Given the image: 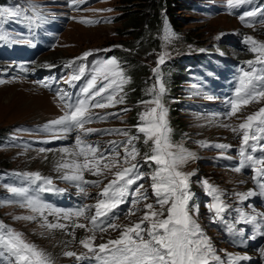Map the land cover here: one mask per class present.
I'll use <instances>...</instances> for the list:
<instances>
[{
    "label": "rangeland",
    "instance_id": "obj_1",
    "mask_svg": "<svg viewBox=\"0 0 264 264\" xmlns=\"http://www.w3.org/2000/svg\"><path fill=\"white\" fill-rule=\"evenodd\" d=\"M170 2L172 10L168 12L162 8L156 16L160 22L154 24L147 42L143 43L138 34L134 37L129 25L123 26L125 23L123 16L124 13L134 14L140 10L143 17H148L151 12L149 0L144 5L141 1L121 0L10 1L0 5V39H3V34L5 39L17 37L16 28L31 18V26L23 33V38L18 39L20 52L23 44L31 45L38 42L36 45L40 48V53L36 56L37 59L53 56L55 58L53 64L85 53L97 54L89 61L84 77L94 75L95 68L107 58H115L124 73L123 90H119V81L108 90L117 100L123 96L124 103L107 108H92L91 112L95 117L107 119H94L85 125V129H92L94 133L100 130L96 136L92 132L90 137L92 139L99 137V141L104 144L110 140L112 143L123 144L129 139L122 134L123 132L138 137L133 143L139 155L136 160L130 162L139 164V172L145 174V179L141 180L143 188L140 191L147 199L137 205L131 202L130 207L113 222L119 226L116 230L108 228L107 231H96L95 240L92 241L94 248L98 249L99 244L107 243L109 239L119 238L124 227L139 222L146 210V204L152 203L154 208L159 210L150 179L156 165L151 160L147 162L151 166L142 164L145 162L144 155H151L152 142L145 144L144 134L137 130L138 126L151 119L146 117L145 120H141V114L155 107L154 104L147 102L159 96L167 111L166 122L171 129L170 137L174 145L172 150L178 153L183 150L194 157L185 162L179 170L190 177V191L194 194L190 203L198 209L199 214L196 217L198 223L215 254L221 258L219 261H211V264H227L224 261L226 257L241 255L232 251L224 241L220 229L213 222L214 214L209 213L207 208V204L212 200L204 184L206 182L210 187L217 188L222 194L221 199L227 205L226 215H231L235 209L251 213L246 211V206L241 205L237 195L245 193L243 188L248 184L247 177L224 167L218 159L231 161V158L236 157L233 149L240 144L244 131L239 125L246 122L248 115L264 107V97H257L247 105H241L235 115H230L231 109L225 115L220 114L214 107L218 103L212 96L202 97L196 93L199 90L193 88L199 79L196 74H200V70L194 67H200L207 73L211 63L204 60L208 57L211 59L213 55L230 54L232 58L223 57L225 59L223 62L217 61L212 65L214 72H221L225 62H243L244 71H250L253 66L249 65V61L254 63L259 52L249 51L248 38L255 40L258 45L264 44V20L248 27L241 22L239 16L247 11H255L257 15L246 17V20L258 21L256 18L263 10L255 7V0H245L240 5H234L232 9L228 8L227 0H170ZM230 12L233 14H229ZM151 16L152 14L149 15ZM35 18L39 22L35 21ZM170 20L174 22L173 26ZM35 24H38L36 33ZM19 30L23 32L24 28L20 27ZM235 35L240 36L236 43L241 45L245 59L237 58L242 52L233 44L225 42ZM11 45L14 50L16 44ZM161 56L164 57V63L158 64ZM11 63L10 61L8 68ZM42 63L44 64V60ZM16 67L18 66L14 63V68ZM259 68L260 76H264V67ZM72 69L79 68L73 66ZM232 71L233 68L225 70V74L221 75L220 85L227 86ZM8 72L9 70L0 69V224L21 233L26 242L34 244L38 250L46 253L52 264H76L75 262L81 261L76 258L77 256L90 255L80 243L81 240L93 235L90 220L83 216H73L69 220L68 223L74 224L75 227L77 224L85 225L79 232L67 228L66 220L59 222L61 224L66 222L65 228H58L66 233L56 232V229L49 230L42 227L44 221L41 220L40 214L33 213L25 205L24 196L13 193L10 189L27 188V193L37 199V182H30L26 174H42L43 178L51 179L54 187L60 191H71L74 194L76 191L83 194L88 199L86 204L90 206L87 215L91 216V211H95L91 206L104 198L101 196L104 187L115 179L117 171L128 166L123 161V148L119 149L117 156L112 144L111 150L104 154L108 159L100 160L99 166L95 167V171L100 174L92 180L84 178L91 186L83 189V192L80 187L76 188V183L69 185L67 181L61 179L62 173H56V169L59 164L66 163L69 155L76 151L75 139L78 132L58 134V130H49V123L54 121L55 117L63 116L64 108L52 97L53 103L51 96L45 92L47 90L45 87L7 74ZM66 78L67 75L64 79ZM102 83H98L97 87L102 86ZM134 83L136 88L140 85L141 94L129 101L135 92L131 91L128 96L131 89L129 84ZM161 87L164 89L162 94ZM257 88L264 89V86ZM54 105L57 106V112ZM253 125L257 127V121H254ZM83 131L80 130L79 134ZM54 132L57 134H53ZM83 139L86 141V137ZM50 143L52 145H49ZM218 145L228 147L220 148ZM64 149H68L69 154H65ZM71 157V161L84 163L83 157L73 155ZM104 164H108L109 167L105 168ZM90 166H93L91 159ZM133 208L139 211L129 215V210ZM44 215L48 222L58 223L49 220L51 215L47 213ZM28 216L36 218L18 219ZM71 237L77 239L69 241ZM65 248L67 249L64 250ZM259 249H264V243L260 244ZM252 250H256V247H251L250 252ZM69 251L75 255L66 256L65 253ZM0 261H3V264H11V258L3 252H0Z\"/></svg>",
    "mask_w": 264,
    "mask_h": 264
},
{
    "label": "snow or ice",
    "instance_id": "obj_2",
    "mask_svg": "<svg viewBox=\"0 0 264 264\" xmlns=\"http://www.w3.org/2000/svg\"><path fill=\"white\" fill-rule=\"evenodd\" d=\"M245 0H227V6L232 9L234 5H240ZM233 14V13H229ZM255 11H247L239 16V19L245 26L251 27L253 23L260 21H247L246 17H254ZM250 45L249 51L253 53L259 52L255 63L264 65V44H257L252 38H248ZM85 53L84 55H90ZM164 63V57L161 56L157 62ZM253 62L249 61V65ZM94 75L88 80L87 84L81 89V96L73 99L66 91L58 90V98L65 104L67 111L65 114L48 125L49 130H58V134H69L77 131L75 139L76 151L71 155L83 157L84 163L80 164L73 161L72 163H62L57 167V172L62 173L61 179L76 183L83 192L82 185L89 183L84 180V171H88L93 175L100 173L95 171V167L99 166V161L108 159L99 152V149L90 144H86L83 137L90 135L94 130L85 129L87 123L94 119H107V117H95L92 108L112 107L117 103H124V97L118 100L108 90L113 84L119 81V90H123L125 77L120 69L119 63L115 58L105 59L94 70ZM255 67H251L250 71H244L239 77V87L236 89V97L230 102V115H235L241 105H247L250 101L257 97H264V89L256 87L257 82L264 83V76H258ZM79 75H73L69 78V84L72 81L79 80ZM106 81L107 83H102ZM98 83L102 86L97 87ZM47 86V85H42ZM164 89L161 87V94ZM105 93H107L105 95ZM99 97L100 99H97ZM155 107L148 112L141 114V120L151 117L144 125L138 126L137 130L144 134L145 144L149 141L151 144V155L145 154L143 159L145 163L151 160L156 168L150 174L152 181L151 188L153 195L156 197V204L159 210L154 208L152 203L145 205V211L139 222L126 226L120 232L119 238L109 239L107 243L98 245V249L93 247L92 241L95 240L96 231H107V228L116 230L119 226L111 222L107 227L101 225L100 218L108 217L109 213H113L120 204L125 202L129 188L136 184L137 181L145 179V174L139 172V164L131 163L136 160L139 151L133 141L138 139L135 135L128 132L122 134L128 136L129 139L123 144L113 142V150L119 156V149L123 148V161L127 167H123L115 173V179L104 187L98 202L91 206L95 208V214L88 216L90 206H82L75 211L49 209L46 203L31 197L26 190L11 188L13 193L23 195L25 205L33 212L39 213L41 220L44 221L42 227L49 230L64 229L65 225L61 223H50L46 216L53 215L57 219L70 220L73 216L85 217L90 220L92 225L91 231L93 235L81 240L82 246L87 249L90 254L87 259H94L96 264H211V261H219L221 258L215 254L211 243L204 235L200 224L198 223V209L190 202L194 198V194L190 191V177L180 171V167L189 159H193L191 153L181 150L179 153L173 151L170 133L171 129L167 126V111L163 106L161 99L157 96L155 99L148 101ZM257 121V127L261 133H264V107L252 115H248L245 123H241L239 128L243 131L241 138L240 156L242 157L239 166L235 167V171L240 173L245 167H249L255 173L254 179L257 180L260 192L259 195L264 196V155L259 157L254 154L257 151L264 153V145L260 144L264 140V136L257 135L251 130ZM80 130H84L82 134ZM53 134H57L54 132ZM252 141L253 143H250ZM220 148H227V145H218ZM246 148L249 151H246ZM43 151V149H41ZM65 154H69L68 149L63 150ZM90 159L93 166H90ZM115 160V157H113ZM104 167H109L104 164ZM69 170V171H65ZM30 182L36 183V190L41 193H57L51 179L43 178L39 173L26 174ZM95 183V182H93ZM207 194L211 197L212 202L207 204L209 213H213V222L221 218V214L225 212L227 205L221 199L222 194L215 187H210L205 182ZM143 184H139L132 193V204L137 205L141 201L146 200L147 196L141 193ZM241 202L249 197L257 195L256 191H247L246 193H238ZM167 206V207H166ZM139 209H130L129 215H134ZM166 212V217H165ZM257 215H249L243 211L239 212L237 223L256 224ZM35 216L18 217V219L34 220ZM258 226V225H257ZM78 228H85L84 224H77ZM233 229L230 228V231ZM240 235L245 239H253L254 237H246L244 228L238 229ZM264 236V231L260 232ZM0 252L11 258V264H52L50 257L38 250L34 244L28 243L23 239L19 232H15L10 228H6L0 224ZM264 254V249H261ZM66 256L72 257L75 254L71 251L65 253ZM78 260L85 259L83 256H77ZM249 259L247 256H229L230 264H238L241 260ZM3 264V261H0Z\"/></svg>",
    "mask_w": 264,
    "mask_h": 264
},
{
    "label": "trees",
    "instance_id": "obj_3",
    "mask_svg": "<svg viewBox=\"0 0 264 264\" xmlns=\"http://www.w3.org/2000/svg\"><path fill=\"white\" fill-rule=\"evenodd\" d=\"M121 1L123 2L141 1L142 2L141 4L144 5L148 0H121ZM3 3H5V0H0V4ZM149 3H150L149 9L151 10V12L148 14V17H143L142 15L143 12L140 10L134 14H131V12L124 13L125 16H123V18H125V23H123V26L125 27L126 25H129L131 28V32H133L134 37L137 36L138 34L139 38L143 39V43L147 42L149 36L148 34L150 30L154 27V24L157 25L160 22V19L156 18V16L162 10V8H165V10L168 12L172 10L170 0H149ZM150 14H152L151 17H149ZM170 22L173 26L174 22L172 20H170ZM129 86L131 87V89L128 96H130V94L135 91L133 93L134 97L129 98V101H131V99L133 100L136 96H139L141 92L139 91L140 85L137 86V88L135 87V83L129 84ZM148 166H151L150 163L148 164Z\"/></svg>",
    "mask_w": 264,
    "mask_h": 264
},
{
    "label": "bare ground",
    "instance_id": "obj_4",
    "mask_svg": "<svg viewBox=\"0 0 264 264\" xmlns=\"http://www.w3.org/2000/svg\"><path fill=\"white\" fill-rule=\"evenodd\" d=\"M234 40H235V43H236V40H240V36H237V35H235L234 37ZM240 46L241 45H238V47L236 46V49H238L240 52H242L240 55H238L237 56V58H239V59H245V56H244V54H243V50L240 48ZM53 59H55L53 56H49V57H47V58H42V59H38V61L37 62H41V61H43L44 60V64H43V66H53L54 64L52 63V62H54V60ZM61 62H66V59H62L61 60ZM39 90V89H38ZM40 91V90H39ZM40 92H42L43 94H46L45 92H43L42 90L40 91ZM47 95V94H46ZM50 97V96H49ZM51 100H53V98L51 97ZM53 103H54V100H53ZM55 107H56V112L58 111L57 110V106L56 105H54ZM62 116H57V117H55L53 120H57V119H59V118H61ZM71 159H72V157H71V154L69 155V158L67 159V162L66 163H72L73 161H71ZM65 163V162H64ZM67 171H69V170H67ZM56 173H59V172H57L56 171ZM41 176H44V175H42V174H40ZM83 175H84V178H86V179H94L95 178V176L96 175H93V174H91L90 172H88V171H84V173H83ZM251 189H250V186L248 185V184H246L245 186H244V188H243V192H247V191H250ZM54 220V221H56V222H61V221H64V219H57V217H55V216H53V215H51L50 216V218H49V220ZM66 222L68 223V222H70L69 220H66ZM65 222V223H66ZM65 223H64V225H65ZM67 228H70L71 230H78V232H79V229L80 228H78V227H75V225L74 224H72V223H68L67 224ZM108 229V228H107ZM81 230V229H80ZM56 232H64V233H66L65 231H63V230H59V229H56ZM80 233H81V231H80ZM79 233V234H80ZM75 239H77V238H75V237H71L70 238V240L69 241H72V240H75ZM67 248H65L64 250H66Z\"/></svg>",
    "mask_w": 264,
    "mask_h": 264
}]
</instances>
